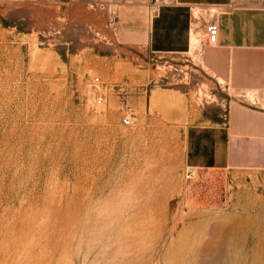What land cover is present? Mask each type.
Instances as JSON below:
<instances>
[{
    "label": "rangeland",
    "instance_id": "rangeland-1",
    "mask_svg": "<svg viewBox=\"0 0 264 264\" xmlns=\"http://www.w3.org/2000/svg\"><path fill=\"white\" fill-rule=\"evenodd\" d=\"M165 1L0 0V264H264V172L191 157L264 103L200 71L203 35L191 57L122 38ZM173 79L222 118H165Z\"/></svg>",
    "mask_w": 264,
    "mask_h": 264
},
{
    "label": "crops",
    "instance_id": "crops-1",
    "mask_svg": "<svg viewBox=\"0 0 264 264\" xmlns=\"http://www.w3.org/2000/svg\"><path fill=\"white\" fill-rule=\"evenodd\" d=\"M238 1L166 0L154 12L146 6L136 7V17L123 22L129 30L120 31L121 36L131 44H146L152 55L163 58L191 57L193 36L203 35L201 51L194 50L200 71L228 90L262 96L264 7L239 8ZM212 21L219 27L215 46L207 43L206 29ZM172 81L173 89L155 93L165 98L161 104L167 107L165 118H186L191 123L201 118H222V110L214 113L210 104H196L187 89H180L175 79ZM228 118L225 128L205 127L199 131V154L191 156L199 161L194 165L206 170L264 172V112L232 103Z\"/></svg>",
    "mask_w": 264,
    "mask_h": 264
},
{
    "label": "built area",
    "instance_id": "built-area-1",
    "mask_svg": "<svg viewBox=\"0 0 264 264\" xmlns=\"http://www.w3.org/2000/svg\"><path fill=\"white\" fill-rule=\"evenodd\" d=\"M206 33H207L208 45L215 46L217 44V40L219 37V27L215 21H212L207 25ZM94 83L95 85H99L100 80L96 79ZM258 97L261 98L262 103H264V95L258 96ZM102 102H103V98H100L99 103H102ZM123 105L125 106V109L127 110L126 115L124 116V119H123V124L128 127L133 126L135 124V120L133 118L135 117L132 114V110L131 108H129L127 101H123Z\"/></svg>",
    "mask_w": 264,
    "mask_h": 264
},
{
    "label": "bare ground",
    "instance_id": "bare-ground-1",
    "mask_svg": "<svg viewBox=\"0 0 264 264\" xmlns=\"http://www.w3.org/2000/svg\"><path fill=\"white\" fill-rule=\"evenodd\" d=\"M194 37V36H193ZM192 42H193V40H192ZM193 46V45H192ZM199 46V45H198ZM197 47V46H196ZM254 97V96H253ZM254 99V98H253Z\"/></svg>",
    "mask_w": 264,
    "mask_h": 264
}]
</instances>
